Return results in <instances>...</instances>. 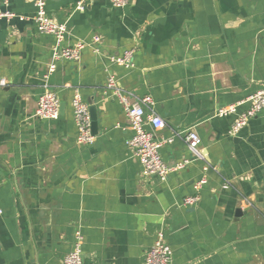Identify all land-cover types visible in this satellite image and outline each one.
Segmentation results:
<instances>
[{
    "label": "crops",
    "instance_id": "crops-1",
    "mask_svg": "<svg viewBox=\"0 0 264 264\" xmlns=\"http://www.w3.org/2000/svg\"><path fill=\"white\" fill-rule=\"evenodd\" d=\"M78 1L46 0L66 26L61 47L84 44L47 79L55 39L37 32L33 0L0 5L15 15L0 21V264H63L76 232L82 264H143L159 232L170 264H264V109L235 137L236 116H214L264 86V0H130L123 9L99 0L74 11ZM127 52L130 67L111 61ZM45 82L61 104L56 120L34 117ZM75 93L96 108L88 146L76 143ZM120 97H150L145 117L164 127L145 129L170 140L163 163H190L164 182L144 176ZM190 130L205 162L187 150ZM195 195V206L181 205Z\"/></svg>",
    "mask_w": 264,
    "mask_h": 264
},
{
    "label": "built area",
    "instance_id": "built-area-1",
    "mask_svg": "<svg viewBox=\"0 0 264 264\" xmlns=\"http://www.w3.org/2000/svg\"><path fill=\"white\" fill-rule=\"evenodd\" d=\"M99 0H79L74 7V11H84L85 6L97 2ZM111 7L116 9H123L128 6L130 0H108ZM9 0H0V5L4 8L8 7ZM35 9L33 21L35 23L37 32L40 34L51 35L55 39V45L52 49L51 62L47 70V77L54 72L55 64L61 60H68L77 62L79 60L80 51L84 48V44L77 43L73 47L62 48L61 44L66 34L65 24H59L54 19L49 17L46 12V0H33ZM15 17L14 13L8 10H0V21H10ZM23 20L22 17H18ZM264 33V26L262 29ZM100 38L95 36L92 38L90 44L94 47V51L98 52L97 44ZM131 52L125 53L121 57L111 58L115 64L124 67H130ZM1 85H4L2 82ZM108 88H114V81L110 77L107 83ZM44 91L38 98L34 117L40 120H56L59 116V101L56 94L44 83ZM114 93L119 96L117 90ZM122 107L128 119L129 130L132 136L126 141V146L129 147L140 162L142 174L144 176H154L160 182H164L173 171L180 170L190 163V160H185L172 167L163 163L159 148L162 143L170 142V140L157 143L153 140V135L147 131L145 127L148 125L153 130H159L164 127L163 120L155 113H150L145 117L144 109L151 108L153 102L150 97H144L135 103H129L126 99L120 97ZM246 104L247 108L241 113H237L239 106ZM73 109L74 122L77 129L76 143L81 146L91 145L95 136L91 133V120L89 115V106L84 103L80 96L75 93L71 101ZM264 109V86L248 97L245 101L228 105L218 109L214 116L218 118H225L235 115L236 118L232 122L229 136L235 137L248 122L256 117ZM184 142L187 150L191 154L192 160L205 162L204 152L200 149V139L197 133L190 130L184 137ZM204 170H207L205 163ZM205 183V179H201L194 186L198 191ZM199 201L198 195L186 197L183 199L181 205L183 207H193ZM83 238L79 232L74 234V240L71 250L65 255L63 264H82L81 247ZM172 251L170 247L164 242L162 233H158L156 241L153 246L145 253L143 264H170Z\"/></svg>",
    "mask_w": 264,
    "mask_h": 264
},
{
    "label": "water",
    "instance_id": "water-1",
    "mask_svg": "<svg viewBox=\"0 0 264 264\" xmlns=\"http://www.w3.org/2000/svg\"><path fill=\"white\" fill-rule=\"evenodd\" d=\"M61 109V104H59V110ZM89 115L91 120V133L93 136L97 135L98 132V125H97V115H96V108L94 106L89 107ZM241 211L238 209L236 211V216L239 217Z\"/></svg>",
    "mask_w": 264,
    "mask_h": 264
}]
</instances>
